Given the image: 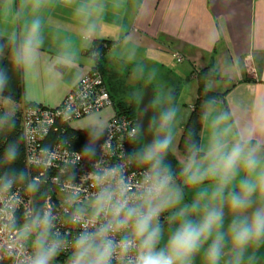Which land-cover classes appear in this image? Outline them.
Listing matches in <instances>:
<instances>
[{
	"label": "clouds",
	"instance_id": "obj_1",
	"mask_svg": "<svg viewBox=\"0 0 264 264\" xmlns=\"http://www.w3.org/2000/svg\"><path fill=\"white\" fill-rule=\"evenodd\" d=\"M110 2L113 7L126 4ZM53 3L0 0V17L13 24L10 30H0V260L264 264V107L241 122L217 97L207 95L211 90L207 87L199 130L185 126L182 135L173 90L159 87L142 109V92H133L130 102L138 111L128 140L136 147L125 151L121 146L117 154L107 141L98 143L105 128L93 124L87 142L73 150L52 177L58 203L52 202L53 189L46 186L55 153L48 146L30 153L27 146L34 137L27 132L10 138L18 127L10 85L15 73L39 77L44 13ZM62 3L72 7L80 37L90 44L106 7L104 0ZM77 55L70 38L61 41L55 58L45 66L47 93L58 86L57 68L71 65ZM5 59L7 65L2 64ZM105 157H115L116 162ZM81 160L91 162L82 177Z\"/></svg>",
	"mask_w": 264,
	"mask_h": 264
},
{
	"label": "crops",
	"instance_id": "obj_2",
	"mask_svg": "<svg viewBox=\"0 0 264 264\" xmlns=\"http://www.w3.org/2000/svg\"><path fill=\"white\" fill-rule=\"evenodd\" d=\"M104 2L98 30L87 45L80 37L72 7L54 0L45 11L39 77L12 75L10 89L17 111L23 103L57 107L91 70L93 58L85 50L92 39L110 42L103 55L109 67L120 66L129 76L135 71L152 72L159 87L177 89L175 102L182 117L179 131L197 97L201 68L216 71L217 77L204 80L205 87L225 93L222 106L233 110L241 122L251 120L264 107V0H126L123 7H113L110 0ZM12 27L10 19L6 22L0 17V30ZM65 38L74 42L78 55L71 65L57 68L58 86L49 94L45 66L55 58ZM176 53L181 62L174 59ZM2 64L7 65V60ZM114 111V105L107 106L68 126L86 143L88 128L93 124L105 128Z\"/></svg>",
	"mask_w": 264,
	"mask_h": 264
},
{
	"label": "built area",
	"instance_id": "obj_3",
	"mask_svg": "<svg viewBox=\"0 0 264 264\" xmlns=\"http://www.w3.org/2000/svg\"><path fill=\"white\" fill-rule=\"evenodd\" d=\"M173 57L179 62L183 60L177 53ZM113 105V100L110 97L108 87L104 83L103 75L96 69L89 70L82 75L80 80L71 88L57 107L22 104L19 111L21 116L20 128L22 129V133L27 132L34 137V141L28 144L27 150L30 153H37L43 147L48 146L55 153L53 166L48 169V173L49 171H53L52 174H48V186L53 189L52 202L54 204L58 203V197L56 185L52 183V177L59 174V169L63 166L62 161L70 158L73 150H79L70 149L61 142L46 144L48 137L52 133H57L62 124L68 126L74 120L93 114L95 111H99L107 106L113 107ZM133 121L132 117L129 118L123 113L114 111L113 116L105 127V136L98 143L103 145L107 141L117 151V154L121 146L125 151L131 150L128 131ZM24 148L25 146L23 145V151ZM105 159L111 163L116 162L115 157H105ZM90 166V161L81 160L79 165L81 177L90 170ZM22 212L23 206L20 208V213ZM0 262L11 264L7 259L0 260Z\"/></svg>",
	"mask_w": 264,
	"mask_h": 264
},
{
	"label": "trees",
	"instance_id": "obj_4",
	"mask_svg": "<svg viewBox=\"0 0 264 264\" xmlns=\"http://www.w3.org/2000/svg\"><path fill=\"white\" fill-rule=\"evenodd\" d=\"M110 44L109 41H106L104 39L98 40V39H92V43L90 48L86 49L85 52L88 54L89 57L93 58V66L92 69H96L100 71L101 75H103L104 83L106 87L109 89L110 97L113 100L114 109L118 113H123L127 115L129 118H135L136 114V105L134 103L130 102L131 95H128V91H131V86L126 85V79L120 76L115 71H112L109 66L104 63V49L107 48V46ZM119 77V81L117 85L115 84V80ZM127 77V75H126ZM217 77L216 71L213 69L211 70L209 67L207 68H201V70L197 74V82H198V88L196 92V99L191 105V111L186 118L184 125L181 129V135L184 132L185 126H192L195 125L197 127V130H199V124H198V116H199V109L202 100L205 99V84L204 80L206 78H213ZM127 92V93H126ZM174 96L176 99L177 89H173ZM126 94V96L124 95ZM208 96H215L219 100L223 99L225 96V93H218V92H207ZM26 104V103H25ZM28 104V103H27ZM33 105V104H28ZM17 120H18V127L16 130V133L13 134L10 138H16L17 135L22 134V129L20 128V122H21V116L19 111H17ZM59 131L57 133H52L47 140L46 144H51L54 142H64L67 141L68 143H63L64 145H67L70 149L80 150L81 147L85 144L84 138L82 135L78 134L76 131H73L69 128L67 125H60ZM181 151H182V140H181ZM131 149L133 147H136V145L129 144ZM21 150L23 152V144L21 145ZM173 165L175 166V159H173ZM38 171V170H37ZM37 171H34L33 174H37ZM49 173H53V171H49ZM48 173V174H49ZM49 176V175H48ZM46 187H49L48 185ZM61 260L64 259V256L62 255L60 257Z\"/></svg>",
	"mask_w": 264,
	"mask_h": 264
},
{
	"label": "rangeland",
	"instance_id": "obj_5",
	"mask_svg": "<svg viewBox=\"0 0 264 264\" xmlns=\"http://www.w3.org/2000/svg\"><path fill=\"white\" fill-rule=\"evenodd\" d=\"M112 71L117 72L118 74H120V76H122L123 78L126 77V72H124V74L121 72L120 66L116 67H109ZM131 68V66H130ZM143 70L140 72L135 71L134 73L127 75V85L132 86L133 88H131V91H128V95H132L133 92H142L144 87L147 85H150L153 89H155L156 91L159 88V85H157V81L154 79L155 78V74L150 72L146 74H143ZM142 76V78H140ZM119 81V77H117V79L115 80V84L117 85ZM154 86V87H153ZM154 90V91H155ZM127 93V92H126ZM126 96V94H124ZM154 96V94H153ZM186 200L190 201L191 200V193H189L186 196Z\"/></svg>",
	"mask_w": 264,
	"mask_h": 264
},
{
	"label": "water",
	"instance_id": "obj_6",
	"mask_svg": "<svg viewBox=\"0 0 264 264\" xmlns=\"http://www.w3.org/2000/svg\"><path fill=\"white\" fill-rule=\"evenodd\" d=\"M153 94H154V89L150 85H147V86L144 87V89L142 91L143 102H142V105H140L141 109L143 107H146L149 104V102L153 98ZM137 111H138V109L136 107L135 118H136V115H137ZM149 116H151V112L149 113ZM147 124H148V117H145L144 118V125L147 126ZM149 138H150V136H149Z\"/></svg>",
	"mask_w": 264,
	"mask_h": 264
}]
</instances>
